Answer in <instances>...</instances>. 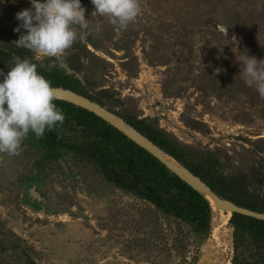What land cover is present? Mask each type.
<instances>
[{
    "label": "rangeland",
    "instance_id": "rangeland-1",
    "mask_svg": "<svg viewBox=\"0 0 264 264\" xmlns=\"http://www.w3.org/2000/svg\"><path fill=\"white\" fill-rule=\"evenodd\" d=\"M80 3L86 27L74 26L64 68L15 45L26 34L13 32L15 15L30 0H0V45L74 76L113 113L150 119L171 140L211 153L225 176L247 177L264 197V98L238 62L246 54L264 70V0H138L118 37L89 0ZM213 220L211 209L209 232L194 234L75 153L50 158L31 132L18 155L0 153V264H232L235 255L260 263L264 245Z\"/></svg>",
    "mask_w": 264,
    "mask_h": 264
},
{
    "label": "trees",
    "instance_id": "trees-1",
    "mask_svg": "<svg viewBox=\"0 0 264 264\" xmlns=\"http://www.w3.org/2000/svg\"><path fill=\"white\" fill-rule=\"evenodd\" d=\"M16 56L25 58L21 53L0 45V72L6 75L12 67V58ZM36 71L50 82L51 87L74 91L104 106L101 99L93 100L81 93L82 85L74 76L64 71L50 72L38 68ZM54 103L64 114L63 124L53 131L46 130L43 138L38 139L50 158H58L59 151L75 153L94 164L108 184L138 196L162 213L188 224L194 234L206 235L209 232L211 208L195 189L99 117L65 101L54 99ZM118 116L137 134L151 141L198 178L220 199L236 207L264 214V197L250 191L247 177L225 176L221 162L214 155L191 150L171 140L156 129L150 119ZM228 225L234 233L247 237L257 248L264 245V221L233 213ZM259 262L264 264V256ZM232 264H242L238 262L237 255L232 259Z\"/></svg>",
    "mask_w": 264,
    "mask_h": 264
},
{
    "label": "clouds",
    "instance_id": "clouds-1",
    "mask_svg": "<svg viewBox=\"0 0 264 264\" xmlns=\"http://www.w3.org/2000/svg\"><path fill=\"white\" fill-rule=\"evenodd\" d=\"M95 11L92 16L106 17L118 37L140 13L138 0H89ZM31 7L16 13L19 22L13 32L21 34L15 45L46 58H55L51 67H65L60 56L77 39L74 26L86 27L85 9L80 0H30ZM227 35L226 31L224 33ZM58 61V65H57ZM240 76L249 86L255 84L264 98V70L260 61L241 54ZM0 153L18 155L29 132L36 139L45 131L63 124L64 114L54 103L50 82L36 71V65L19 56L12 58V67L0 72Z\"/></svg>",
    "mask_w": 264,
    "mask_h": 264
},
{
    "label": "water",
    "instance_id": "water-1",
    "mask_svg": "<svg viewBox=\"0 0 264 264\" xmlns=\"http://www.w3.org/2000/svg\"><path fill=\"white\" fill-rule=\"evenodd\" d=\"M0 82H2V77H0ZM54 99L61 100L68 102L75 107H78L80 109H83L87 111L88 113H91L95 115L96 117H99L109 125L113 126L116 130H118L120 133H122L127 139H129L131 142H133L135 145H137L139 148L145 150L149 154H151L154 158L161 161L169 170H171L173 173H175L177 176H179L176 172H174L167 164H165L162 161L163 159L169 160L171 163H173L189 180L195 182L197 185L201 186L207 194L212 198L214 203L222 208L224 211L230 213V217L233 213H238L243 216H247L259 221H264V214L256 213L249 211L247 209L236 207L228 202L223 201L218 196H216L210 189H208L198 178L193 176L188 170H186L184 167H182L179 163H177L173 158L168 156L166 153H164L160 148H158L155 144H153L151 141L146 139L145 137L137 134L133 129L128 127L122 119L112 111L108 110L107 108L97 104L96 102L84 97L81 94H78L74 91L63 89V88H53ZM180 177V176H179ZM183 181H185L182 177H180ZM189 186H191L193 189H195L192 185H190L187 181H185ZM206 201L207 199L197 190L195 189ZM209 204V202L207 201ZM210 205V204H209ZM211 208V207H210ZM229 221V220H228Z\"/></svg>",
    "mask_w": 264,
    "mask_h": 264
},
{
    "label": "bare ground",
    "instance_id": "bare-ground-1",
    "mask_svg": "<svg viewBox=\"0 0 264 264\" xmlns=\"http://www.w3.org/2000/svg\"><path fill=\"white\" fill-rule=\"evenodd\" d=\"M162 161L167 164V166H169L174 172H176L180 177H182L185 181H187L190 185H192L195 189H197L209 202L211 209L213 210L214 213V220L213 223L217 226H224V224H227L228 222V213H225L224 210L220 207H218L214 201L212 200V198L207 194V192L199 185H197L195 182L189 180L187 177H185V175L173 164L171 163L169 160L167 159H163ZM223 211V212H222ZM225 213V214H224ZM219 242L220 245H223V247L227 244V239H226V235H221L219 238ZM222 247V246H221ZM206 254H209V252L206 251ZM212 254V253H211ZM207 256V255H206ZM213 259L215 260L216 258V262L219 263V255L217 256L212 255ZM224 263V261L222 262ZM221 263V264H222ZM226 264V263H225Z\"/></svg>",
    "mask_w": 264,
    "mask_h": 264
}]
</instances>
